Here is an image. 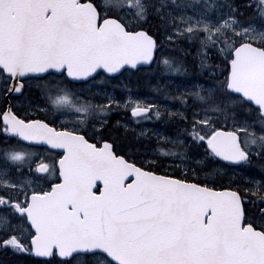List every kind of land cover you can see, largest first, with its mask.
<instances>
[{
    "label": "snow or ice",
    "instance_id": "obj_1",
    "mask_svg": "<svg viewBox=\"0 0 264 264\" xmlns=\"http://www.w3.org/2000/svg\"><path fill=\"white\" fill-rule=\"evenodd\" d=\"M0 252L264 264V0H0Z\"/></svg>",
    "mask_w": 264,
    "mask_h": 264
},
{
    "label": "trees",
    "instance_id": "obj_2",
    "mask_svg": "<svg viewBox=\"0 0 264 264\" xmlns=\"http://www.w3.org/2000/svg\"><path fill=\"white\" fill-rule=\"evenodd\" d=\"M155 68L156 66L154 65L152 68L142 70L139 73H128L125 74L123 78L129 79V81L131 82V86L139 94L152 96L154 93L153 89L151 88V84H154V82H148L147 79H150L155 76V74H153ZM129 81L127 80V82ZM159 128L165 130L163 125H161ZM0 261H3L4 264H15L16 262H18V264H34V260L29 256L6 254L3 252H0Z\"/></svg>",
    "mask_w": 264,
    "mask_h": 264
},
{
    "label": "rangeland",
    "instance_id": "obj_3",
    "mask_svg": "<svg viewBox=\"0 0 264 264\" xmlns=\"http://www.w3.org/2000/svg\"><path fill=\"white\" fill-rule=\"evenodd\" d=\"M157 72H158V69L155 68V70L153 71V74H155V76H157ZM123 79H127V78H123ZM121 80L122 79L118 80L116 83H119ZM127 80L129 81V79H127ZM147 80H148V82H154V83L156 82L153 79V77L150 78V79H147ZM123 82L128 85V88L131 89L132 95L146 97V98H149V99L151 98V96H146V95H143V94H139L137 91H135L133 89V87L131 86V82L130 81L129 82L123 81ZM99 84H105V83H99V82H97V84H96V87L97 88H99ZM76 87L77 88H82V89H87L89 86L88 85H85V86H76ZM117 93H118V95H116L114 93L117 98H120V97H125L126 98L127 95H128V90L120 85L117 88ZM112 114H116V115H114V117L111 120V121H115V120L121 119V117H124L125 119H127V115H129L130 113H126L125 110L123 108H121V109L115 110ZM141 124H142V127H144V128H148V129L156 128V124H155L154 121H148V120L147 121H142ZM164 128H165V130H162V129H160L158 127L157 130L160 131V132H162L165 135H173L174 132H175V129L172 126H164ZM153 139H155V138H153ZM15 264H18V262H16Z\"/></svg>",
    "mask_w": 264,
    "mask_h": 264
},
{
    "label": "bare ground",
    "instance_id": "obj_4",
    "mask_svg": "<svg viewBox=\"0 0 264 264\" xmlns=\"http://www.w3.org/2000/svg\"><path fill=\"white\" fill-rule=\"evenodd\" d=\"M150 86V85H149Z\"/></svg>",
    "mask_w": 264,
    "mask_h": 264
}]
</instances>
